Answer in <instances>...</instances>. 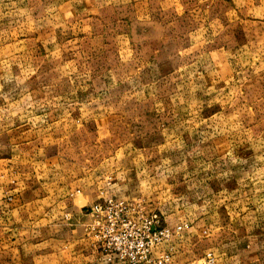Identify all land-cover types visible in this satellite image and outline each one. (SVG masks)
Returning a JSON list of instances; mask_svg holds the SVG:
<instances>
[{
  "label": "rangeland",
  "instance_id": "obj_1",
  "mask_svg": "<svg viewBox=\"0 0 264 264\" xmlns=\"http://www.w3.org/2000/svg\"><path fill=\"white\" fill-rule=\"evenodd\" d=\"M22 187L0 264H106L101 195L239 264L264 238V0H0V201Z\"/></svg>",
  "mask_w": 264,
  "mask_h": 264
},
{
  "label": "built area",
  "instance_id": "obj_2",
  "mask_svg": "<svg viewBox=\"0 0 264 264\" xmlns=\"http://www.w3.org/2000/svg\"><path fill=\"white\" fill-rule=\"evenodd\" d=\"M83 212L94 219L90 232L106 264H173L171 240L190 228L187 222L169 226L146 212L140 202L110 196L101 195ZM216 260L208 251L201 264H216Z\"/></svg>",
  "mask_w": 264,
  "mask_h": 264
},
{
  "label": "crops",
  "instance_id": "obj_3",
  "mask_svg": "<svg viewBox=\"0 0 264 264\" xmlns=\"http://www.w3.org/2000/svg\"><path fill=\"white\" fill-rule=\"evenodd\" d=\"M22 192L16 193L15 190L11 192V198L6 197L4 200L0 201V214L5 215L7 220L10 216H15V220L17 221V216L21 215V220L24 218L28 220V215H26V209L29 206V191L25 192L26 189L24 187L20 188ZM61 198V197H60ZM73 201V200H72ZM61 202V201H60ZM25 211V212H24ZM81 212L82 208H81ZM17 214V215H16ZM25 216V217H24ZM182 222L176 223L174 225L180 224ZM169 225V226H174ZM196 239L190 235V232L183 233L180 237H175L171 240V250L173 252V264H193L195 263L193 260L196 255L193 253V249L196 247ZM211 251L207 250L206 252ZM200 252L199 256L202 259L203 255L206 253ZM244 252L246 256L239 259L246 261L245 264H264V261L261 263L259 260L260 257H264V238H260V236L252 235L249 236V240L245 245ZM263 254V255H262ZM257 257V258H256ZM200 259V260H201ZM252 259V260H249ZM216 264L217 260H216Z\"/></svg>",
  "mask_w": 264,
  "mask_h": 264
}]
</instances>
